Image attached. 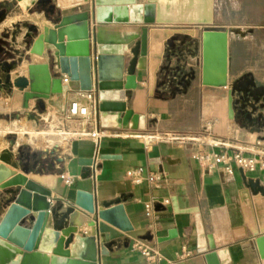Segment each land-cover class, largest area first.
<instances>
[{"label":"water","instance_id":"95a60500","mask_svg":"<svg viewBox=\"0 0 264 264\" xmlns=\"http://www.w3.org/2000/svg\"><path fill=\"white\" fill-rule=\"evenodd\" d=\"M219 1L12 0V4H19L25 12H42L53 26L44 25L40 29L31 24L28 27L27 37L33 38L28 42L29 54L34 62L28 65L27 75L14 80L12 70L17 61H9L6 50L0 45V86L15 84L21 89L27 88L24 107L29 106L30 99H35L41 110L47 108L45 100L52 94L61 95V107L65 109L68 91L94 90L99 100L101 127L145 129L146 117L128 109L127 103L138 85L137 71L146 78L151 95L165 98L162 88L170 75V66L164 62L165 50L174 49L177 41L184 43L187 38H181L166 26L200 24L208 27L201 35L199 73L202 84L228 88L231 119L251 115L249 106L252 111L257 109L258 103L264 106V85H257L252 74L229 83V30L209 28L225 22ZM84 5L90 8L79 11ZM7 10L8 7L1 3L0 20ZM35 56L44 57L46 61H37ZM40 66L45 70L42 87L37 88L33 70ZM188 76L195 79L196 72L182 77L179 83L183 88L189 85ZM159 154V146L154 145L150 157L157 158ZM120 157L117 154L100 156L101 159ZM94 163V157L78 158L80 167L89 168ZM40 165L45 163H40L36 152L22 158L19 171L0 163V189L4 191L2 203L6 208L0 217V264H99V256L109 255L114 240L133 230L124 208L125 198L106 201L99 207L93 193L79 189L76 207L69 206L60 212L49 199L57 189L58 173L43 172ZM241 175L244 183L239 192L242 212L232 216L230 211L236 210L237 205L209 210H200L198 206L181 208L175 192L179 182L168 181L173 210L196 214L198 250L204 254L207 264H231L232 256L249 263L255 260L251 258L254 253L249 254L254 249V240L247 239L246 223L255 235L264 264V234L259 235V232L264 233V184L242 170ZM37 197L42 198L39 205L35 202ZM50 218L52 226L47 225ZM84 224L95 232L92 235L78 233V227ZM177 236V231L171 229L158 241ZM255 264L259 263L255 261Z\"/></svg>","mask_w":264,"mask_h":264},{"label":"crops","instance_id":"0c3cea01","mask_svg":"<svg viewBox=\"0 0 264 264\" xmlns=\"http://www.w3.org/2000/svg\"><path fill=\"white\" fill-rule=\"evenodd\" d=\"M11 1L2 0L0 4L8 5ZM7 7V13L0 20V35L4 31L8 34L17 25H21L22 28L24 25L29 27L31 24H36L40 29L44 25L53 26L45 19L42 12H25L19 4ZM84 10L83 6L79 8V11ZM181 26H190V24H173L166 27H170L174 33L180 34L183 38L186 35H182L177 29ZM224 28L227 29L225 26ZM245 30L253 32L251 29ZM244 36L243 39H235L231 37L229 31L228 81L231 83L243 75L252 74L257 85H264V54L262 60L256 63L251 60V47L264 48V40L259 37ZM25 40V45H28V40ZM5 41L6 43L0 45L7 51V59L16 60L9 47H16L14 49L17 50L18 45L14 46L9 39ZM239 42H245L248 49H240ZM24 49L26 48L23 47ZM28 54L29 50H26L25 57ZM25 57L26 62L28 60ZM41 58L43 59L37 61H46L44 57ZM164 62L170 66V75L162 91L165 94L171 89L172 96L165 95V98H159L151 95L146 78H142L141 73L137 71L138 85L127 99L128 109L146 117L145 129L134 130L127 126L121 129H108L99 124L106 135L98 141L91 137L73 139L69 142L71 145H65V150L38 153L40 163H45L44 166L40 165L43 172L58 173L57 189L52 191L49 199L52 205L58 206L60 212L69 206L76 207L75 197L79 189L93 193L99 207H103L106 201H115L118 197L125 198L123 204L133 230L114 240L109 255L99 256V264H207L204 254L198 250L199 233L196 214L173 210L168 181L179 182L175 186V192L180 198L181 208L198 206L200 210H209L237 205L236 210L230 211L231 216L237 215L242 212L239 192L244 188V183L241 170L234 163L230 170L224 169L223 163H219L214 169H209L205 162L195 157V153L202 146L216 153L227 150L230 154L235 153L237 148H264V106L261 107V103L256 104L255 111L249 106L248 111L251 115H238L235 119L228 116V88L207 86L201 82L200 39L187 37L184 43L181 40L177 41L174 49L166 48ZM28 64L29 62L23 63L19 68L25 67L27 71ZM192 71L196 72L195 79L188 76L189 85L183 88L179 83L180 80L184 75H190ZM22 74L17 73L18 76ZM162 77L160 75V78ZM6 88L11 86H0V98L4 100L17 98L19 103L3 113L17 112V116H20L24 112L29 114L35 108L37 101L35 99L33 104L30 100L29 106L24 108L20 91L24 92L26 88L17 89L13 96L7 93ZM80 92L81 90L78 89L68 91L66 106L78 98ZM51 98L52 100L56 98L61 107L60 94H52ZM180 98L193 102L197 111V121L192 125L170 126L165 121L168 108L177 100H181ZM52 103L55 104L56 101ZM18 105L23 109H19ZM70 122L67 120V127L76 129V125ZM157 133L177 137L192 136L195 140L185 142L180 139H165ZM140 135L151 136L153 139L144 141L139 138ZM206 140L210 142L215 140L219 144L210 146L206 144ZM154 145L159 146L160 154L157 158L150 157ZM102 154H117L121 157L101 159ZM80 157H94L96 163L89 168L80 167L78 164ZM0 163H5L14 170H21L19 164L17 167L13 166V155L9 152ZM84 172L88 173L83 176ZM246 175L254 179L259 178L264 184V169L248 172ZM67 176L73 177L71 184L66 182ZM3 196L4 191L0 189L1 215L6 210L1 206ZM167 198L170 199V203L164 204L163 201ZM47 225H53L52 218ZM171 229H175L178 236L159 242L158 239L167 236ZM245 229L247 239L254 240V249L249 254L254 253V257L251 258L255 260L249 263L244 262L242 258L234 259L232 256L231 264H255V261L262 264L263 258L255 243V235L247 223ZM77 232L82 235H92L95 230L84 224L78 227ZM263 234L259 232V235Z\"/></svg>","mask_w":264,"mask_h":264},{"label":"rangeland","instance_id":"374dc122","mask_svg":"<svg viewBox=\"0 0 264 264\" xmlns=\"http://www.w3.org/2000/svg\"><path fill=\"white\" fill-rule=\"evenodd\" d=\"M219 2L221 8L223 9L225 22L215 23L213 24L214 26L212 25L209 28L225 29L224 28L225 26L227 27V29L229 28V31H231V37L235 39H243L242 36L245 35L244 37H250V38L259 37L264 40V0H220ZM9 4L14 5L12 4V1ZM9 4L6 6H10ZM234 6H236L237 8L236 7L234 8ZM83 8L85 9L90 8V5H84ZM12 29L13 30L10 31L8 34L6 33V31L1 33L0 43H6L5 40L9 39L10 43L14 44V46L18 45L19 48H17V50L14 49L16 47L14 48L9 47V49L12 51L13 55L16 58L17 64L15 69L18 71L20 69L19 66H21L23 63L27 64V62H29L30 64L34 62V58H32L30 54H28L25 57L26 50H29V43L28 45H25V41H26L25 39H27L28 42L29 41L31 42L33 38L27 37V34L30 33L27 25H24V27L22 28L21 25H17ZM177 29L181 32L182 35L185 34L188 38L196 37L197 39L201 40L202 31L208 29V27L200 24H190V26H181L178 27ZM245 29H251L253 32L250 33ZM244 43L245 42H239L240 49H248V47L245 46ZM23 47H25L26 49L23 50ZM251 49H252L251 60L254 63H256L259 60H262L264 54V50H263L264 48L253 46L251 47ZM15 54H18V56ZM7 56L8 55H6V57ZM24 57L28 61L25 62ZM28 65L26 66L28 67ZM21 68L25 69V67H21ZM27 74L28 72L25 69L22 75H27ZM17 89H19V87L13 84L11 88H6V91L10 96L11 95L13 96V94H16ZM20 94L22 98H24V92H22V90L20 91ZM172 94L173 93L171 89L165 93V95L168 97H171ZM21 96H19V98ZM180 99L181 100H177L176 102H174L173 106L168 108L167 111L168 114L167 117L165 118V121L170 126L177 127L188 124L192 125L197 121V111L194 109L193 102L184 98H180ZM30 100L31 103L33 104L34 99H30ZM54 100L56 101L55 104L52 103V101ZM54 100H52L50 96L48 99L45 100L47 103V108L45 110H41L36 105L35 108H33V110L29 112V114H27L28 112H24V114H20V116H17V112L11 113L10 111L9 113H3V112H7L8 110L5 111L0 109V119L7 121L24 120L25 122L31 124V128H30L31 131L33 130L36 132H41L43 130H53L60 132L66 131L65 133L79 131L81 120L68 119L66 114L62 111L60 107V102L56 100V98ZM18 103L19 102L16 98L13 107L17 106ZM18 107L21 110L23 109L19 105ZM67 120L71 121L70 123L75 124L77 128L69 129L66 124ZM157 134H161L162 136H164V133H157ZM26 136H28V134H26ZM20 137L21 134L18 133H7L4 135L3 137L4 141L1 149L2 151L0 150L1 161L7 157V153L9 152L10 154L13 155V166L17 167V164L21 166L22 158H25V156L29 153H33V152L44 153L51 147H54L53 150L55 152H60L66 149L64 147L65 144L57 143L52 140L49 141L48 147H43L41 145L33 146L32 144L26 141L22 142L17 147L14 146L17 144ZM42 138L44 141L48 140L49 134L48 133L42 134ZM55 144L64 145V146H57V145L55 146Z\"/></svg>","mask_w":264,"mask_h":264},{"label":"built area","instance_id":"2783aa9c","mask_svg":"<svg viewBox=\"0 0 264 264\" xmlns=\"http://www.w3.org/2000/svg\"><path fill=\"white\" fill-rule=\"evenodd\" d=\"M62 111L66 114L68 119L81 120L80 130L75 132L79 133V137H91L98 141L105 135L99 127V100L94 90L81 91L79 97L67 105L65 109H62ZM163 138L171 140L180 139L185 142L195 140L192 136L177 137L171 134H166ZM205 142L210 146L219 144V142L215 140L211 142L210 140H206ZM53 149L54 147H51L47 151L51 152ZM195 157L199 161L205 162L209 169L216 168L219 163H223V168L227 170H230L232 163H234L236 167L245 174L264 169V148H237L235 153L230 154L227 150L222 153H216L202 146L196 151ZM65 180L68 184H71L73 182V177L67 176ZM163 203L169 204L170 199H164Z\"/></svg>","mask_w":264,"mask_h":264},{"label":"bare ground","instance_id":"6f19581e","mask_svg":"<svg viewBox=\"0 0 264 264\" xmlns=\"http://www.w3.org/2000/svg\"><path fill=\"white\" fill-rule=\"evenodd\" d=\"M128 5L130 7V4H128ZM36 59L42 60L43 58L36 56ZM44 70H45V68H43V66H40L38 68H34V70H33V76L35 77L34 82H35V86L37 88L42 87L41 78H42ZM24 71H25V69H22V68H20L18 70V72L21 74L24 73ZM16 72L17 71H15L14 69L12 70V80H14L18 76L17 75L18 72L17 73ZM15 99L16 98H12L11 100H4V99L0 98V109L5 110V111L10 110L11 108H13V106L15 104ZM30 128H31V124H29L28 122H25L24 120L7 121V120H1L0 119V150L2 149V145H3V141H4L3 137L7 133L21 134V137L18 140L17 144L14 145L16 147L24 141L29 142L33 146L41 145L43 147H48L49 141H51V140L55 141L57 143H62V144L68 145V144H70L69 142L73 139H82L81 137H79V133H75V132L65 133L66 131L60 132V131H53V130H43L41 132H36L33 130L31 131ZM44 133L49 134V139L46 141H44L42 138V134H44ZM26 134H28V136H26ZM83 138H87V137H83ZM139 138L144 140V141H149V140L153 139V137L147 136V135H140ZM93 140L96 141V139H93ZM56 145L57 146H64V145L55 144V146ZM87 173L84 172L83 176L86 175ZM35 202L37 205H39L42 202V198L41 197L35 198ZM33 203H34V201H33ZM1 206L5 210L4 203H2ZM1 216L2 215L0 213V217Z\"/></svg>","mask_w":264,"mask_h":264}]
</instances>
